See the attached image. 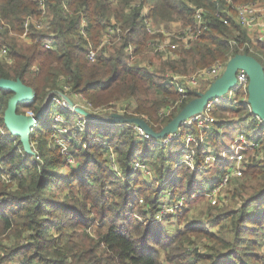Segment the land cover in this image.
Listing matches in <instances>:
<instances>
[{"label":"trees","instance_id":"16d2710c","mask_svg":"<svg viewBox=\"0 0 264 264\" xmlns=\"http://www.w3.org/2000/svg\"><path fill=\"white\" fill-rule=\"evenodd\" d=\"M242 1L0 0V47L7 49L11 59L10 63L6 57L0 59V78L20 79L35 91L32 101L17 108L22 105L40 112L30 133L31 143L39 141L40 135H44L40 141L53 142L54 119L46 129L40 128V120L50 114L55 98L72 93H82L93 107L120 100L121 116L139 117L152 130H161L201 92L188 90L183 97L168 82L172 72L191 73L239 53L262 61L264 44L258 47L260 56L251 53L248 31L234 14H228ZM42 5L45 24L25 26L26 19L41 18ZM197 7L203 8L204 19L199 41L178 49L174 57L152 49L162 59L156 68H149L150 63H128L129 45L134 55L149 49L153 36L146 31L145 17L157 23L181 21L184 27L193 26ZM82 20L85 37L80 33ZM109 27L108 41L98 48ZM22 34L31 43H22L18 39ZM89 41L97 50L95 60L86 56ZM45 42L52 47H45ZM12 93L0 90V264H263L264 255L257 247L264 242V158L244 169L242 182L233 192L240 205L218 209L214 215L217 222H226L225 232L215 233L199 221L170 231L153 221L160 195L168 190L175 198L189 196L196 192L195 178L201 174V169L193 170L185 163L175 165L185 129L161 145L158 138H138L132 123L87 118L83 129L74 127L75 135H66V155L55 150L57 144L49 149L40 145L37 153H27L20 137L13 136L4 123ZM176 101L171 113H160ZM246 107L241 101L230 105V111H243L244 119L252 118ZM59 112L72 119L62 107ZM220 123L229 127L233 121ZM254 130L264 133V128ZM214 131L220 134L217 128ZM110 148L116 153L120 173L109 162ZM196 148L200 165L203 147ZM153 157L160 160L159 181L167 182L160 190L154 189L152 197L146 195L143 208L138 199L152 182L134 169V162L149 163ZM165 167L174 168L169 178L171 170L167 173ZM224 168L217 169V174ZM188 212L181 207L165 219L181 223ZM194 236L209 240L203 251L195 245Z\"/></svg>","mask_w":264,"mask_h":264},{"label":"built area","instance_id":"2783aa9c","mask_svg":"<svg viewBox=\"0 0 264 264\" xmlns=\"http://www.w3.org/2000/svg\"><path fill=\"white\" fill-rule=\"evenodd\" d=\"M230 2L231 0H226ZM235 12H236V20L241 25V27L245 28L249 32L251 31H258L259 36L258 38L264 42V6L254 1H247V2H241L234 6ZM202 7L195 8V23L193 26H186L183 27V29L180 31V36L178 37L181 41L184 47H188L193 41L198 39L200 34L203 30V23L204 19L202 18ZM41 18L34 20L33 18H28L24 22V25L27 26L29 22H33L37 27H41L43 23L45 24V7L42 5V14ZM145 28L146 31L151 35V40H149L148 44L151 46V48L154 51H159L164 54V56L174 57L175 52L177 50L178 42L175 40H171V36L174 34V32L168 31L164 28L163 25H159L157 27H154L150 23H148V19L145 17ZM82 27L80 29V33L85 37V32L83 30V26L85 25V21L82 20ZM108 32L104 33V38L101 39V42L99 46L101 47L103 43L108 41L109 36L112 32V27H109ZM250 32V33H251ZM160 36V37H159ZM45 47L51 48L52 46L50 43L45 42ZM98 46V48H100ZM133 46L129 45L126 49V52L129 53V57L134 56L133 52ZM96 49H93L92 46L89 45V49L87 50L86 56L89 60H95L96 57ZM7 49L5 47L0 48V58L7 56ZM225 69V65H213L208 68L201 69L200 72H198L196 75H192L191 77L186 76H178V75H172L169 78V84L176 85L177 91L179 93H182V96H186V92L188 90H194L197 89L200 81H206L208 82V86L215 81L217 78L221 76ZM248 75L243 69H238L236 73V81L234 84L230 85L224 94L220 97H216L210 101H208L203 109L197 113H194L187 118H185L182 122V124L173 132L168 133L164 137L158 138V143L161 145L166 144L169 141L174 140L178 135L181 134L182 130L185 129L186 134L184 137L183 144L178 149L181 153L180 158L175 163V165H179L182 163H185L188 165L191 169L195 170H202L205 169L207 166H211L218 163H224V166L226 165V168L222 170L221 173L217 174V171L209 178L212 179L214 175H217V178L212 179L207 189H202L198 193H202L204 196L211 197L216 191H218L223 185L230 182L233 179H237L242 176L244 171V152L247 149L252 150L251 153V160H259L261 158H264V149L262 148L261 139H258L259 137L250 134H240L239 137L234 140L228 147L223 146V149L217 150L216 148H213V145H211L208 140L211 137V133L214 132V124L217 121L214 116L212 115L214 109L216 106H223L225 108L230 107V105H234L238 102L245 101L248 110H250V106L247 103V97H248ZM206 88V89H207ZM64 89H68L67 85H64ZM63 97V96H62ZM55 98V101L60 103L62 105V108L66 110L70 116H72V119H67L65 116V113L56 111L54 113V128H53V136L55 143L58 147H60L61 151L66 150V144H69L66 140V135H72L74 131L72 130L74 127H77L78 129H83L85 126V121L87 118H97V116H100V113L94 112L97 107H93L90 102H87L85 97L82 93H72L71 96H68V100L62 98ZM73 101L76 105L82 107L83 109L87 110L91 114H93L92 117L86 116L80 112H78L73 105H71L70 101ZM80 100V101H78ZM179 101H176L174 104H171L169 106H165L164 108L160 109L161 114H169L171 113L172 109L177 105ZM222 103V105H219V103ZM226 102H229L228 104ZM64 106V107H63ZM122 112V110H121ZM121 112L119 114H121ZM109 114H112V112H108ZM30 114H35L32 111ZM117 114V113H114ZM102 116V115H101ZM253 120L258 124L255 125L256 127H261V120L260 117L253 114ZM98 119V118H97ZM249 119H242L240 122L243 124L247 123ZM37 122V121H36ZM38 123V122H37ZM37 123L33 126V128L37 125ZM68 124L72 125V128H66L68 127ZM135 127V132L138 138H155L150 133H148L142 126L138 125L137 123H132ZM32 128V130H33ZM194 128V129H193ZM66 141V142H65ZM32 144V143H31ZM203 147L202 151V164H198L197 161V146ZM224 145V144H223ZM31 149L34 151L33 146ZM68 153V152H67ZM69 161H72L70 156H67ZM108 159L113 169H115L118 173L119 168L116 162V153L111 148L108 152ZM36 158H39L36 156ZM229 162L228 164H226ZM221 167V165H220ZM219 167V168H220ZM217 169V167H215ZM134 169H139L142 172V175L144 176V179L148 182H152L157 185H160V187L166 186V180L159 181L158 179V173L156 170L152 169L147 162H141L140 160H136L134 162ZM4 175V174H3ZM170 191H166V198H162L161 202L158 205V209L154 213L153 221L159 222L161 220H164L166 216L173 214L176 212L177 209H180L183 207V204L186 203L187 195H180L177 198H170ZM195 192L191 194V197L195 196ZM140 203L143 202L142 198L138 199ZM262 250L264 251V242L262 244ZM264 264V262H263Z\"/></svg>","mask_w":264,"mask_h":264},{"label":"rangeland","instance_id":"374dc122","mask_svg":"<svg viewBox=\"0 0 264 264\" xmlns=\"http://www.w3.org/2000/svg\"><path fill=\"white\" fill-rule=\"evenodd\" d=\"M250 1V0H248ZM257 2H259L260 4H262L264 6V3L261 0H256ZM242 2H247L242 1ZM241 3V2H239ZM233 12V13H232ZM232 12H229L228 14H234V16H236V12L235 9H233ZM148 19V23H150L151 25H153L154 27H157L159 25H163L164 28L168 31L174 32V34L171 36V40H175L178 42V49L184 47L182 44V41L178 38L180 36V31L183 29L184 24L181 21H167V22H161V23H157L155 22L152 18H147ZM248 31V30H247ZM12 34H14L13 32H11ZM149 34V33H148ZM250 34V32L248 31V35ZM259 32L258 31H252L251 32V36L248 37L249 42L247 44L250 45L249 51L251 53H258V47L261 44H264V42H262L259 38ZM160 37V36H159ZM104 38V34L101 36V39ZM151 38V37H150ZM18 39L22 42V43H26L29 44L31 43V39L28 37H25L24 34L19 35ZM200 37H198V39H196L195 41H199ZM193 41V43L195 42ZM91 41H89L88 46H93L92 44H90ZM192 43V44H193ZM100 47V46H99ZM1 48V47H0ZM149 50V51H148ZM146 50V52L143 53H136L134 56L129 57L128 59V63H134L137 62L139 65H147L148 63H150L149 68H156V66L159 65L160 61L162 60L160 55H158L156 52H154L151 48V46H149V49ZM176 50V51H177ZM134 53V50L133 52ZM161 53V52H160ZM129 54V53H128ZM251 55V54H250ZM261 55V54H260ZM259 55V56H260ZM262 57V61L261 64L264 68V56H260ZM0 59H3L2 57ZM8 62H11V59L8 58L7 59ZM228 61V60H227ZM226 62H224L221 59H218L208 65H205L204 67H200L195 69L193 72L191 73H179V72H172L171 75H178V76H186V77H191L192 75H196L198 72L201 71V69H206L208 67H211L213 65H226ZM170 72H168L169 74ZM206 81H200V84L198 86V88L196 90H200V91H204L207 87H205L206 85ZM204 88V89H203ZM68 97V95H65ZM62 98H66V97H62ZM68 100V98H66ZM80 101V100H78ZM223 102L219 103V105H222ZM227 104L229 102H226ZM122 104V102L120 100L116 101V100H112L110 102V104H102V106H99L96 108V110H94V112L96 113H100V115L104 116V117H109L111 116V114H109L108 112H112V114L117 113L119 114L121 112V108H119V105ZM62 105L58 102H53V104L50 106V114L47 117H44L40 120V128L41 129H46V126L53 120L54 117V113L56 111H60L61 110ZM64 107V106H63ZM247 108V107H246ZM248 109V108H247ZM21 111H25V114H30V109L24 108L21 105V108L18 110V112ZM22 113V112H21ZM212 115L214 116V118L217 120V122H215L214 127L218 129L220 134L215 135V131L211 133V137L209 138L208 142L213 145V148H216L217 150H221L223 149V146L228 147V145H230L234 140H236L240 134H245V133H250V134H254L256 136H258V139H261V143H262V148L264 149V133H260V132H255V125H258L255 120H253V116L252 118H249V121L245 124H243L242 122H240V120L243 119V111L242 112H232L230 111V107L225 108L223 106H216V108L214 109ZM232 119V120H231ZM103 121H107L108 120H103ZM224 121H233L231 126H227L226 124L223 125L220 122H224ZM219 122V124H217ZM165 126V125H164ZM163 126V127H164ZM236 127V129H235ZM71 129L72 125L68 124V127ZM9 131V130H8ZM36 137V136H35ZM49 137V136H46ZM41 138H44V135H40L39 136V141H34L31 144L30 141V145L33 146L34 151L38 150V147H40V145H43L46 149L52 148L55 143V140L50 141L48 138L45 139L44 141H40ZM78 139H80V135L77 136ZM34 139V138H32ZM66 142V141H65ZM224 144V145H223ZM66 150L65 151H61L60 147L58 149H55L56 151H60L63 153V155H66L68 152V144H66ZM244 160L245 164H244V169H246V167L251 164L254 163L258 160H251V153L252 150L247 149L244 152ZM102 158H106V154H101ZM69 156V155H67ZM74 161L76 162L75 157H73ZM108 164L109 162L106 161ZM229 162H227L226 164H228ZM149 165L152 169L157 170V168L160 165V160L158 161L157 158L153 157V159L151 160V162H149ZM223 166L224 163H218L215 164V167H217V169H219V167ZM214 167V164L211 166H207L205 169L201 170V174L196 176V183H195V196L191 197V194L194 193H190L189 196L187 194V199L188 201L186 203L183 204L182 209H189V212L185 214L184 217H181L180 221L176 219L175 223H170L169 220H161L160 221V226L163 227H167L170 231H173L177 228H182L184 226V224L188 221H199L200 223H203L205 225H207L208 227H210L212 229L213 232L215 233H223L225 232V228L223 227L224 224L226 223L224 222H217V220L214 218V215H216V213L218 212V209H224V210H229L230 208H236L240 205V200L238 197H234L233 196V192L234 189L236 188L238 183L242 182L243 177H239L237 179H233L230 182L226 183L225 185H223L218 191H216L211 197L208 196H204L202 193H198L199 191H201L202 189H207L211 180L217 178V175H214L212 179L207 180L208 178H210L215 171H217V169ZM166 172L168 173V170H171L168 174V176L166 178H169L172 176V172L174 168H166ZM244 173V171H243ZM243 175V174H242ZM143 177V176H142ZM141 177V178H142ZM205 177V178H204ZM204 178V179H203ZM207 181H206V180ZM143 180V178H142ZM152 186L145 192H143V194L141 195V198H143V202L139 204H143V208L145 207L144 204L147 201V196L148 197H152L154 195V189H159L160 190V185H157L154 183L151 184ZM11 186V185H10ZM184 186L187 187V183H184ZM12 187V186H11ZM166 191L165 190L162 195H160L161 198H166ZM147 195V196H146ZM170 198L174 199L175 197L173 196V193L170 194ZM196 198V199H195ZM138 217L140 219H143V216L138 215ZM195 239V245L199 248V250L203 251L205 249V245L209 244V240H207L205 237H193ZM261 241V240H260ZM257 250L259 253H262L264 255V251L262 250V247L260 245H258ZM163 264H169L168 262L164 261Z\"/></svg>","mask_w":264,"mask_h":264},{"label":"water","instance_id":"95a60500","mask_svg":"<svg viewBox=\"0 0 264 264\" xmlns=\"http://www.w3.org/2000/svg\"><path fill=\"white\" fill-rule=\"evenodd\" d=\"M238 69H243L248 75L247 103L250 106L252 114L260 117V128H264V68L258 59L246 53H239L229 58L221 76L213 81L207 89L199 92L198 96L190 99L159 131L152 130L147 123L139 117H124L121 116V114H111L109 117L100 115L97 116V118L113 122L137 123L153 137H164L168 133L175 131L185 118L201 111L208 101L222 96L226 89L235 83ZM0 90H11L13 92L7 100V106L4 110V123L13 136L20 137L25 151L31 153L30 133L33 126L38 122L40 112L25 114L18 112L17 108L22 103L32 101L35 96V91L31 86L24 84L20 79L14 80L8 78H0ZM63 97L68 98L65 94H63ZM69 101L78 112L89 117L93 116V114L76 105L73 101Z\"/></svg>","mask_w":264,"mask_h":264},{"label":"crops","instance_id":"0c3cea01","mask_svg":"<svg viewBox=\"0 0 264 264\" xmlns=\"http://www.w3.org/2000/svg\"><path fill=\"white\" fill-rule=\"evenodd\" d=\"M251 32V31H250ZM249 36H251V33L249 34Z\"/></svg>","mask_w":264,"mask_h":264}]
</instances>
